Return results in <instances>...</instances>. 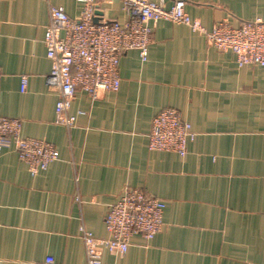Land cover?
<instances>
[{"label": "crops", "instance_id": "obj_1", "mask_svg": "<svg viewBox=\"0 0 264 264\" xmlns=\"http://www.w3.org/2000/svg\"><path fill=\"white\" fill-rule=\"evenodd\" d=\"M163 1L171 8L173 0ZM71 19L81 0H0V116L22 136L54 146L57 160L32 176L14 149L0 153V264H87L81 228L109 237L104 220L126 187L166 204L163 230L137 235L102 264H264V67H238L187 26L161 20L148 59L120 60V88L93 101L78 91L75 126L55 123L58 92L44 36L50 7ZM97 20H128L118 0H95ZM211 30L264 21V0H187ZM26 78L27 84L22 85ZM179 110L196 137L187 154L150 151L153 118Z\"/></svg>", "mask_w": 264, "mask_h": 264}, {"label": "built area", "instance_id": "obj_2", "mask_svg": "<svg viewBox=\"0 0 264 264\" xmlns=\"http://www.w3.org/2000/svg\"><path fill=\"white\" fill-rule=\"evenodd\" d=\"M84 14L71 19L63 8L51 6L49 25L44 36L47 58L51 71L46 84L58 92L55 106V123L68 129L75 126L76 117L70 114L78 91L86 92L95 101L103 92H117L120 88V60L129 51H137L143 62L148 59L152 43L153 27L161 20L182 24L192 32L202 35L215 50L234 54L236 64L264 67V21L242 22L233 27L216 23L208 30L198 19L186 12L187 0H173L171 8L163 1L118 0L128 15L125 23L102 20L94 23L95 0H81ZM2 72L0 68V85ZM27 80L22 79L25 87ZM22 121L0 116V153L14 149L32 176L46 171L57 160L53 145L43 140L24 138ZM196 134L175 108H166L156 115L148 138L150 151L173 152L182 157L187 154L189 142ZM165 202L126 187L113 203L104 224L108 238H96L84 227L87 264H102L103 252L123 255L128 251L130 240L141 236L153 240L163 230ZM40 264H55L48 257Z\"/></svg>", "mask_w": 264, "mask_h": 264}, {"label": "water", "instance_id": "obj_3", "mask_svg": "<svg viewBox=\"0 0 264 264\" xmlns=\"http://www.w3.org/2000/svg\"><path fill=\"white\" fill-rule=\"evenodd\" d=\"M99 15H101V12H95V16H99ZM94 23H98L99 22V20H97V18H94Z\"/></svg>", "mask_w": 264, "mask_h": 264}]
</instances>
